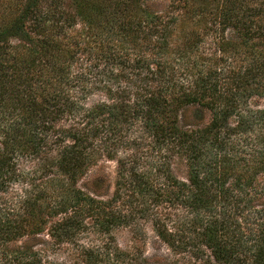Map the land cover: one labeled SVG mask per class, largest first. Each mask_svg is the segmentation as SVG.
I'll return each mask as SVG.
<instances>
[{"label": "trees", "instance_id": "16d2710c", "mask_svg": "<svg viewBox=\"0 0 264 264\" xmlns=\"http://www.w3.org/2000/svg\"><path fill=\"white\" fill-rule=\"evenodd\" d=\"M165 1L0 0V264L84 232L72 264H145L111 241L141 220L184 264H264V0Z\"/></svg>", "mask_w": 264, "mask_h": 264}, {"label": "rangeland", "instance_id": "374dc122", "mask_svg": "<svg viewBox=\"0 0 264 264\" xmlns=\"http://www.w3.org/2000/svg\"><path fill=\"white\" fill-rule=\"evenodd\" d=\"M165 0H161V4L165 3ZM167 3V2H166ZM93 94L88 97L87 102L93 103L102 98L99 91L93 90ZM95 93V94H94ZM191 111V110H190ZM192 114V113H191ZM38 162L33 158H19L16 161L17 168L21 174L19 180L26 178L27 176H34L32 170L36 167ZM117 163L115 160H109L102 158L97 163L89 168L87 173L79 179L78 186L86 192H91L88 189V184L93 177H101L105 180V190L102 192V196L110 195L114 189V183L117 179ZM174 172L179 177L184 179L186 175V168L183 163H176L174 165ZM38 179V173L34 176ZM31 182L30 180H26ZM25 185V184H23ZM13 187L8 189V192L2 195V205L8 201H14L22 195V184H13ZM79 237H73L71 242L60 244L58 247H53L47 254L50 255V259L58 262L59 264H72L77 260V254L79 253L80 246L87 245L90 240L93 243H100V237L93 232H84ZM113 240V246L123 251L135 252L140 258L145 259V264H184L188 262V256L177 253L162 242L149 222L139 221L134 226H123L115 229L111 234ZM46 238L45 234L41 235V238ZM107 240L109 238L107 237ZM22 241V240H21ZM80 245V246H79Z\"/></svg>", "mask_w": 264, "mask_h": 264}]
</instances>
